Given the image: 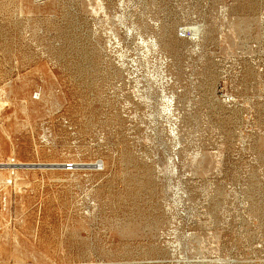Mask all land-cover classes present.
Returning <instances> with one entry per match:
<instances>
[{"label":"rangeland","instance_id":"1","mask_svg":"<svg viewBox=\"0 0 264 264\" xmlns=\"http://www.w3.org/2000/svg\"><path fill=\"white\" fill-rule=\"evenodd\" d=\"M263 18L0 0V264H264Z\"/></svg>","mask_w":264,"mask_h":264},{"label":"bare ground","instance_id":"2","mask_svg":"<svg viewBox=\"0 0 264 264\" xmlns=\"http://www.w3.org/2000/svg\"><path fill=\"white\" fill-rule=\"evenodd\" d=\"M94 2V1H93ZM92 6V5H91ZM93 12V11H92ZM264 19V18H263ZM233 32V31H232ZM231 35V34H230ZM225 37V36H224ZM223 42V41H222ZM228 49V48H227ZM229 50V49H228ZM200 52V51H199ZM143 55V54H142ZM231 57V56H230ZM233 57V56H232ZM237 60V59H236ZM135 65V64H134ZM225 65V64H224ZM223 66V65H222ZM239 68V67H238ZM236 70V69H235ZM231 81V80H230ZM231 83V82H230ZM160 97V96H159ZM164 101H165V105H164V108H165V111L166 112H168V114H171L172 112H173V106H174V97H173V95H171V96H164ZM230 102V101H229ZM250 102V101H249ZM248 102V103H249ZM234 103V102H233ZM162 104H163V102H162ZM245 104V103H244ZM156 113V112H155ZM253 114V113H252ZM178 116V115H177ZM174 119V118H173ZM178 119V118H177ZM251 120V119H250ZM250 122V121H249ZM167 123V122H166ZM249 124V123H248ZM171 128V127H170ZM174 128V127H173ZM172 130V129H171ZM176 130V129H175ZM129 131V130H128ZM177 131V130H176ZM131 134V133H130ZM171 135H173V134H171ZM172 137V136H171ZM177 137V136H176ZM249 143V142H248ZM175 145V144H174ZM245 146V145H244ZM248 146V145H247ZM224 148V147H223ZM219 149V148H218ZM226 151V150H225ZM200 152V151H199ZM174 155V154H173ZM200 155V154H199ZM176 157V156H175ZM174 157V159H176ZM178 159H180V157H177ZM216 158V157H215ZM172 161H174V162H177V161H175V160H172ZM181 161V160H180ZM148 162H149V160H148ZM198 162V161H197ZM215 162V161H214ZM200 163V162H199ZM29 165V164H28ZM53 167L54 166H58L57 164H51ZM175 165H176V163H175ZM9 166L6 164H4V165H1L0 166V170H6L7 168H8ZM22 168L23 169V167H22V165H17L16 166V169L18 168V169H20V168ZM195 168H197V167H195ZM28 169V168H27ZM179 169V168H178ZM156 170V169H155ZM194 171V170H193ZM177 174V173H176ZM170 176V175H169ZM159 177V176H158ZM178 177H179V175H178ZM185 177V176H184ZM157 178V177H156ZM190 178V177H189ZM188 178V179H189ZM179 180V179H178ZM127 181V180H126ZM134 187V186H133ZM126 196V195H125ZM204 196V195H203ZM168 202V201H167ZM174 203V202H173ZM172 204V203H171ZM165 210L167 211V209L165 208ZM169 210V209H168ZM245 211V210H244ZM169 213V212H168ZM182 213V212H181ZM171 214V213H170ZM179 216V215H178ZM247 218H248V216H247ZM178 219V218H177ZM180 219V218H179ZM250 219V218H249ZM253 220V219H252ZM254 221V220H253ZM256 221V220H255ZM174 223H175V221H174ZM177 223V222H176ZM180 223V222H179ZM171 224V223H170ZM168 229V228H167ZM174 231V230H173ZM164 232V231H163ZM171 232V231H170ZM170 232H169V234H170ZM176 233V232H175ZM167 237V236H166ZM165 238V237H164ZM263 241V240H262ZM168 244V243H167ZM174 247V246H173ZM177 247V246H176ZM187 249V248H186ZM251 254V253H250ZM191 261V260H190ZM186 264V263H185ZM252 264V263H251Z\"/></svg>","mask_w":264,"mask_h":264},{"label":"built area","instance_id":"3","mask_svg":"<svg viewBox=\"0 0 264 264\" xmlns=\"http://www.w3.org/2000/svg\"><path fill=\"white\" fill-rule=\"evenodd\" d=\"M33 98L36 99L37 95H33ZM9 167L6 169V171L9 172L8 178L4 181L5 185H10L11 183V176H13V172L16 170V163H14V160H10V163L7 164ZM75 165L73 163H66L63 165V170L66 172H72L74 170Z\"/></svg>","mask_w":264,"mask_h":264},{"label":"water","instance_id":"4","mask_svg":"<svg viewBox=\"0 0 264 264\" xmlns=\"http://www.w3.org/2000/svg\"><path fill=\"white\" fill-rule=\"evenodd\" d=\"M23 168H39V169H47L52 168V165H22Z\"/></svg>","mask_w":264,"mask_h":264}]
</instances>
